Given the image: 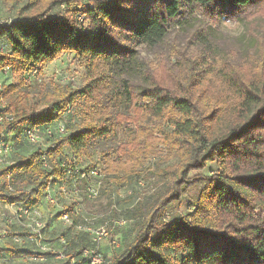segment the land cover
I'll list each match as a JSON object with an SVG mask.
<instances>
[{"label":"trees","instance_id":"16d2710c","mask_svg":"<svg viewBox=\"0 0 264 264\" xmlns=\"http://www.w3.org/2000/svg\"><path fill=\"white\" fill-rule=\"evenodd\" d=\"M1 1L20 6L0 21V74H13L0 84V145L8 154L11 133L22 143L30 129L46 136L0 167V203L43 221L40 233L12 232L15 241L42 247L47 219L65 223L66 212L62 249L46 252L55 264H91L85 249L106 264H264V0ZM221 19L244 26V44L218 32ZM64 54L80 61L84 83L30 79ZM160 146L171 163L155 195L125 214L134 237L102 252L79 227L89 224L83 191H98L90 173L113 192L135 183ZM69 229L86 246L63 249ZM2 241L0 264L45 261Z\"/></svg>","mask_w":264,"mask_h":264},{"label":"rangeland","instance_id":"374dc122","mask_svg":"<svg viewBox=\"0 0 264 264\" xmlns=\"http://www.w3.org/2000/svg\"><path fill=\"white\" fill-rule=\"evenodd\" d=\"M19 6L20 4L7 6L0 0V21H8L13 18L17 14ZM219 28L218 32L225 34V36L231 39L234 43L241 45L244 44L245 39L243 34H245V28L243 25L221 19ZM0 48L6 50L8 48L7 43L3 40L0 41ZM150 57L154 59L153 55ZM34 74L35 73L30 75V79L33 82L39 80L49 83L51 80L56 79L64 83H71L75 86L84 83L86 77L84 67L79 60L74 59L73 54H64L57 60L47 63L44 67L43 73L38 77ZM12 79L13 74H8L6 76L0 74V84L10 82ZM38 135H40V140H46V136L43 134L39 133ZM9 140L12 144V149L11 152L6 154L3 159L0 160V167L9 164L21 152L28 153L35 147V143L30 140L29 142L24 141L23 143L17 142L13 133L9 135ZM94 159H99L97 153L94 154ZM169 163H171V160L168 159L165 149L161 146L158 147L155 149L153 156L144 164V166L141 167L139 179L133 184L123 183L113 192L110 189L108 180H106L102 174L98 172L90 173L89 182L96 188V190H98L97 194L92 195L86 193V195H84V190L79 199V203L80 201L81 203L78 205V208H81V218L89 222L92 226L107 224L106 226L109 229V235L97 243L102 252L110 254V244L118 246L117 248L119 249L125 244V242L134 237L138 227L136 218H127L125 214L129 212L130 208L137 204L138 201L150 199L155 195L157 189L156 186L159 185L164 178L163 168ZM88 164H90L89 159H84L81 163L83 167H87ZM96 166L100 168L101 164ZM210 167L211 168H207L205 171L215 168L214 164H211ZM59 208V206L50 207V211H45L44 213L45 218L47 219L49 214H55ZM186 208L187 204L185 203L179 210L184 211ZM22 209L21 207L7 208L0 204V234L4 237V241L2 242H4V244L14 242L15 245L32 248L36 253L42 252L46 257L44 259L45 261L39 264L58 263L59 260L56 259L54 255L59 249H62L59 237L62 235L64 227L68 224L63 223L59 217H56L52 221L47 219V225L45 227L46 231L42 241L40 240L42 247L40 244L36 246V244H33L31 241L23 242L22 244L15 241L14 233L12 232L20 231V233H23L22 230H26L27 232L29 230L31 232L38 227L36 217H28L24 213L25 210L23 211ZM125 219H128L126 220V223L122 222V220ZM41 222L43 221L41 220ZM70 229L66 231L67 233H64L69 239V246L63 249L70 250L73 248L79 250L86 246L83 245V242L86 243V241L84 240L82 242L80 238L76 237L75 231ZM111 230H115L113 234L110 232ZM46 252H53L54 255H47ZM23 261V259H20L17 262ZM27 261L31 262L29 260Z\"/></svg>","mask_w":264,"mask_h":264},{"label":"built area","instance_id":"2783aa9c","mask_svg":"<svg viewBox=\"0 0 264 264\" xmlns=\"http://www.w3.org/2000/svg\"><path fill=\"white\" fill-rule=\"evenodd\" d=\"M7 70L8 69H6V71ZM2 120H3V117H0V121ZM58 127H59L60 132L65 131L63 124H60ZM48 131L50 132V130ZM28 138L30 141L34 143H38L40 141V135H38V131H36L35 129L28 130ZM8 149L9 148L5 147L4 145H0V160L3 159V157L7 154ZM91 194L96 195V192H93ZM51 201L54 202L52 198H51ZM24 213L27 214L28 211L26 210L24 211ZM35 214H36L35 217L37 216L36 223L38 227L34 231L40 233V228L43 226V222H41L40 220L39 211L36 212ZM62 218L66 224H70L72 222L70 216L66 212L63 214ZM122 222L126 223V220H122ZM106 225L107 224L99 225V226H92L91 224H84L83 226L80 225L79 227L83 230L91 232L94 236V240L97 242H100L103 238H106L109 235V229L107 228ZM62 241L65 242L64 240ZM84 255L90 259L91 264H106L107 262L105 256L101 252H99L98 249H85ZM58 257L64 258L65 255L64 253H60Z\"/></svg>","mask_w":264,"mask_h":264},{"label":"crops","instance_id":"0c3cea01","mask_svg":"<svg viewBox=\"0 0 264 264\" xmlns=\"http://www.w3.org/2000/svg\"><path fill=\"white\" fill-rule=\"evenodd\" d=\"M1 205H3V206H5V207H7V208H10V207H19L20 205H18V204H15V205H7V204H2V203H0ZM0 230H1V225H0Z\"/></svg>","mask_w":264,"mask_h":264}]
</instances>
